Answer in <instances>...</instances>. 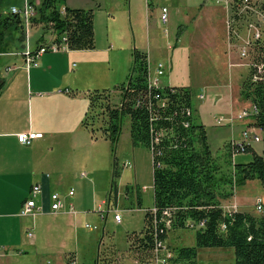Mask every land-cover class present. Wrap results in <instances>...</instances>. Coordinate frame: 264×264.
<instances>
[{"label":"rangeland","instance_id":"1","mask_svg":"<svg viewBox=\"0 0 264 264\" xmlns=\"http://www.w3.org/2000/svg\"><path fill=\"white\" fill-rule=\"evenodd\" d=\"M27 1L34 10L27 21L28 28L25 26L24 17L19 18L23 24V31L25 30L22 38L33 48L36 46L37 38L44 34L45 28L43 22L38 21L41 0ZM71 1L78 4L85 0ZM224 1L227 2V0H98L113 18L109 19L105 12H97L95 15L97 46L95 55L97 60L101 61L94 67L93 77L96 81L104 82L103 88L110 90L111 104H118L120 101V93L115 88L126 80L132 64V49L135 47L146 52L151 66L155 60L168 64L169 69L160 77L163 85H193L196 88L197 91L193 89L192 101L199 107L202 121L206 125L211 151L218 159L231 141L241 140L243 128L256 129L253 124L244 125L249 118H238L241 112L251 108L250 101L241 97V100L239 99V85L249 71L248 63L252 59L264 57V12L255 9L251 17L245 16L241 21L238 36H233L231 42L225 20L227 12ZM23 2L24 0H0V11L2 14L9 13L12 6L21 7ZM162 6L168 8V18L165 22L160 20ZM58 8L63 11L64 2L60 3ZM256 8L259 9L257 6ZM178 30L180 33L176 37ZM257 31L261 35L260 43L247 51V56H241V49ZM51 34L46 32L45 38L48 39ZM7 35L10 52L19 53L23 50L25 45L10 37L11 33L8 32ZM226 48L229 53L225 52ZM15 58L16 56L12 54H0L2 76L7 78L6 68L8 65L12 66ZM229 91L233 97L232 107L227 98ZM199 94L203 95L202 99L198 98ZM213 94L224 97L212 99ZM228 109H232L231 118L225 113ZM220 117L224 118L223 121L216 124L215 120ZM227 119L230 122L233 120L230 125H225ZM100 126V122H94L93 138L99 139L96 142L97 149L92 151L88 148L92 157L87 160L88 167L80 169L85 173V176L81 177L85 180H76L72 185L75 191L74 200L80 196L85 212L79 213L70 226V231L64 236V244L52 254L50 258L52 264H93L98 251L101 263L112 259L114 264H139L126 251L127 234L132 231L139 232L143 228L145 209L153 206L151 155L143 146L132 147L128 117L122 120L121 133L113 154L109 141L101 140ZM87 129L92 134L91 128ZM260 137L262 139V133ZM252 146L257 153H261L262 140L253 143ZM250 159L251 153L244 151L232 154L230 161L231 164H235L245 163ZM125 162L127 166H123ZM231 164L224 165L226 172L231 171ZM114 170L118 172L117 177H113ZM113 179L117 189L116 197L115 191L111 189ZM94 183L95 189L92 186ZM234 196V199L230 197L222 200V203L228 205L236 202V207L241 212L254 215L264 213V186L257 179L246 180L244 184L236 186ZM257 199L262 203L261 211L255 208ZM138 200L141 201L140 206ZM102 201L105 203L102 204ZM107 201L110 202L108 214L105 213ZM115 210L121 215L120 222L113 219ZM100 212L106 216L105 220L101 218ZM167 228L166 243L174 251L179 246H194V228L173 229L170 225ZM65 254L73 255L74 263H71L72 259L66 258ZM196 262L235 264L234 250L232 247L199 248ZM167 264H178L175 256Z\"/></svg>","mask_w":264,"mask_h":264},{"label":"trees","instance_id":"2","mask_svg":"<svg viewBox=\"0 0 264 264\" xmlns=\"http://www.w3.org/2000/svg\"><path fill=\"white\" fill-rule=\"evenodd\" d=\"M64 1L41 0L38 21L44 24V34L54 33V43L65 37L69 50L93 49L94 9L65 6L60 11L58 5ZM249 1L264 12V0ZM230 2L236 12L242 0ZM8 32L20 44L23 42L25 30L19 15L0 11V54L9 50ZM44 34L38 38L36 49ZM131 56L132 64L126 80L115 88L120 93L119 103L111 104L108 89L90 91L82 121L85 128H91L93 136V124L100 122L101 136L109 141L114 152L122 120L128 117L131 144L143 146L151 152L155 213L146 208L144 227L139 232L127 234L129 254L139 264H147L156 242L166 241L168 228H165L164 219H168L173 229L194 228L195 231L194 246L175 249L178 264H197L198 249L206 247H232L235 264H264V213L257 216L236 210L227 212L220 202L232 197L234 188L246 180L257 179L264 186V73H257L249 67L240 84V97L254 107L249 125L253 124L262 133L261 153L251 145L233 152L229 144L218 159L211 151L204 125L193 115V89L150 85L146 52L134 47ZM252 60L263 61L264 57ZM163 100L167 101L166 106L160 105ZM244 151L251 153V159L231 164L232 154ZM230 164L232 169L226 172L223 167ZM117 176L118 172L114 170L113 177ZM111 186L116 194L114 181ZM99 256L98 251L93 264H114L112 259L101 263Z\"/></svg>","mask_w":264,"mask_h":264},{"label":"crops","instance_id":"3","mask_svg":"<svg viewBox=\"0 0 264 264\" xmlns=\"http://www.w3.org/2000/svg\"><path fill=\"white\" fill-rule=\"evenodd\" d=\"M65 6L94 9L95 39L97 12H105L109 19L113 18V15L104 9L98 0H85L78 4L65 0ZM179 30L176 37L179 36ZM54 37V33L48 39L44 35L39 44L51 45L54 43L52 42ZM110 39H112L111 36ZM37 40L33 48L25 39L21 43L25 46L19 53L10 52V50L2 53L12 54L16 58L12 66L8 65L6 68L7 78L0 74V264H47L48 262L52 264L50 260L52 254L64 244V236L70 231V226L79 213L85 212L80 196L76 198V201L74 200L75 191L72 185L76 180H85L81 178L85 176V173L80 169L88 167L87 160L92 157L89 155L88 148L92 151L96 150V142L99 140L93 138L94 136L82 125L88 106V92L106 89L103 88L104 82L96 81L93 77L94 67L101 61L97 60L95 55L97 46L89 50L46 51L40 55L36 66H27L24 63L23 52L26 49L31 51L36 49ZM227 47L229 48L228 44ZM225 52L229 53V50L226 48ZM147 57L152 71L156 63H163L161 60H155L156 62L154 61L151 66L148 54ZM163 65L165 73L169 66L167 63ZM159 83L160 86H171L163 85L160 79ZM187 86L196 90L193 85ZM202 88L205 89V86ZM230 93L229 91L227 98L232 107L233 97ZM214 97L219 99L224 96L219 97L213 94L211 98L214 99ZM192 98L193 115L205 127L199 107L193 104ZM225 113L229 115V118L232 117V109L226 110ZM232 121L225 120V125H230ZM251 121L249 117L244 125L248 126ZM216 124L219 123L216 122ZM28 131L42 133V137L34 138L28 144L19 143L17 135ZM102 139L108 142L105 138L101 137ZM132 147L136 146L132 145ZM111 153L113 154L112 151ZM115 164L114 160L113 165ZM127 165L126 162L123 164V166ZM92 170L91 168L90 171ZM36 183L41 185L39 202L42 209L33 215L21 216L19 215L21 206L29 196L32 185ZM92 186L96 188L95 183ZM70 190H73L72 196L68 195ZM52 193L60 195L62 210L51 211L50 195ZM116 195L117 189L115 197ZM234 197L233 195L231 198L234 199ZM222 200L221 206L225 211H239L235 200L234 204L228 203V205L222 203ZM138 201L141 204V201ZM103 203L105 202L102 201ZM109 203L107 201V207ZM101 213V218L105 220L106 216ZM29 233L31 236L28 235ZM65 257L74 260L73 255L65 254Z\"/></svg>","mask_w":264,"mask_h":264},{"label":"built area","instance_id":"4","mask_svg":"<svg viewBox=\"0 0 264 264\" xmlns=\"http://www.w3.org/2000/svg\"><path fill=\"white\" fill-rule=\"evenodd\" d=\"M29 4H30V2H28L27 0H24L23 5L21 7L12 6L10 8L11 13L17 14L21 17L22 16L24 17L26 28H28V26H29L27 21L31 17L30 16V15H32L31 13H34V10L31 9V6ZM167 18H168V8L166 6H162L160 8V20L167 21ZM256 35H258V34H256ZM64 41H65V39L63 38L61 44H51V45H43L42 44L35 50L31 51L30 49H27V52L24 55L25 63L27 65H29V64L36 65V59L42 53H44L46 51L56 52V51L64 49L65 48ZM151 72H152V68L148 65L147 79H148L150 85H154L155 81L151 79V76H150ZM162 72H163L162 63H157L156 74L161 76L163 74ZM257 73H260V72L258 71ZM161 103H163V101ZM246 114L247 113L245 111H243L238 115V117L242 118ZM249 131L253 132V135L251 134L250 138H253L254 140L258 141L259 136L256 134V129L253 130V129L249 128ZM40 137H42V133H36V132H30V131H28L27 133H19L17 135V139H18L19 143H21V144H28L31 141V139L40 138ZM240 148H243V147L240 146ZM81 175H83V173ZM39 190H40L39 185H34L32 187V191H31L32 195L35 196L39 192ZM72 193H73L72 191H69V195H71ZM62 206H63V204H62V200H61L60 196L57 193L52 194L51 195V203H50L51 211H58V210L62 209ZM258 208H260V207H258ZM41 209H42V205L36 204L35 200L33 198H31V199H28L27 201L23 202V204L21 206V210L19 212V215L30 216V215L35 214L36 211H41ZM151 212L155 213V209L154 208L151 209ZM120 218H121V215L118 212H117V214L113 215V219L116 222H119ZM88 228L92 229L89 226H88ZM93 228H95V227H93ZM28 235L31 236V233H29ZM169 253H170V251L168 249H166L164 246H162V244L160 242L157 241L155 244V248H154V257H151L149 264H167V263H169L170 258H171ZM47 264H50V262H48Z\"/></svg>","mask_w":264,"mask_h":264},{"label":"bare ground","instance_id":"5","mask_svg":"<svg viewBox=\"0 0 264 264\" xmlns=\"http://www.w3.org/2000/svg\"><path fill=\"white\" fill-rule=\"evenodd\" d=\"M224 4H225V6L227 7V19H226V22H227V28H228V36L231 38H229V40L232 42V38H234L233 36H238V33H239V30H240V26H241V21L245 18V16L246 17H251L252 16V14H253V12H254V10L256 9V10H259V9H257L256 8V6L255 5H253V2H252V4H251V1H249V0H242V2H241V5L239 6V8L237 9V11L235 12V11H233L232 10V6H231V2H230V0H228L227 2H224ZM235 16H237V17H239L238 19H236L235 18ZM162 21V20H161ZM163 22H165V21H163ZM250 24V23H249ZM256 34H258V35H256ZM65 39L66 40V38L65 37H62V39ZM260 38H261V35H260V32H256L254 35H253V37H252V39L250 40V41H248V43L244 46V48L243 49H241L242 51H241V53H240V55L241 56H247V54H248V52L250 51V49L257 43V42H259L260 41ZM236 40V38L233 40V41H235ZM62 43V40L59 42V43H53V44H61ZM234 44V43H233ZM64 46H65V48L64 49H62V50H66V49H68L67 48V45H66V42L64 41ZM30 51V50H29ZM59 51H61V50H59ZM248 51V52H247ZM26 52H27V49L23 52V54L25 55L26 54ZM57 52V51H56ZM43 54V53H42ZM40 57V56H39ZM38 57V58H39ZM38 58L36 59V65H37V60H38ZM24 63H25V59H24ZM158 63H161V62H158ZM26 64V63H25ZM27 65V64H26ZM31 65H33V64H29V65H27V66H31ZM36 65H34V66H36ZM156 65H157V63H156ZM156 65H155V67H154V70L151 72V74H150V76H151V79L152 80H154L155 81V84L154 85H152V86H154V87H160V83H159V79H160V77L163 75H157L156 74ZM162 65H163V63H162ZM248 66L251 68V67H253L255 70H256V72H260L261 74L262 73H264V60L263 61H256V60H252V61H250V63H248ZM164 71H165V68H164V65H163V72L162 73H164ZM148 74V73H147ZM253 78H255V76H253ZM148 80V79H147ZM149 82V81H148ZM168 87H170V88H173V86H168ZM199 98H203V95L202 94H200L199 96H198ZM166 103H167V101H165V100H163V103H161L160 105L161 106H166ZM247 114L245 115V116H243L242 118H240V119H244V118H249V117H251L252 115H253V113H254V107L252 106L249 110L248 109H245L244 110ZM191 113H192V110H191ZM239 118V117H238ZM222 118H219L218 120H216V122L217 123H221L222 122ZM255 130V129H254ZM31 132V131H30ZM260 131L259 130H257L256 129V134L259 136V138H258V141H256V140H254L253 138H250V135L252 134L253 135V132H251V131H249V129L248 128H245L242 132H241V140H236V141H231V143H230V145H231V148H232V151L233 152H239V150H243L244 148H245V146L246 145H252L253 143H256V142H259V141H261L262 139H261V137H260V133H259ZM22 133H27V132H22ZM245 137V138H244ZM32 140V139H31ZM158 141V138L157 139H155L153 142L155 143V142H157ZM30 143V142H29ZM240 146H242L243 148H240ZM34 185H39V187H40V190H39V192L35 195V196H33L32 195V187L34 186ZM32 187H31V189H30V192H29V196L27 197V199H25V201H27L28 199H31V198H33L34 200H35V202H36V204H40V202H39V194H40V192H41V185L40 184H33L32 185ZM70 191H72L73 192V190H70ZM52 194H54V193H52ZM51 194V195H52ZM58 194V193H57ZM51 195H50V200H51ZM59 195V194H58ZM68 195H69V192H68ZM73 195V193L71 194V195H69V196H72ZM60 196V195H59ZM61 198V197H60ZM24 201V202H25ZM255 208L258 210V211H261L263 208H262V203L260 202V200H258L257 199V202H255ZM258 207H260V208H258ZM70 208H72V206L70 207ZM62 209H63V207H62ZM62 209H60V210H62ZM151 209H153V208H151ZM60 210H58V211H60ZM37 212H39V211H36L35 213H37ZM108 212H109V207H107V209H106V211H105V213L106 214H108ZM117 210H115V212H114V214H117ZM119 213V212H118ZM167 216L169 215V213L167 212V211H165L164 212ZM113 214V215H114ZM22 216V215H21ZM120 220H121V218H120ZM119 220V221H120ZM167 223H169L168 225H170V220H168V219H164V225H165V228L167 229V227H168V225H167ZM158 242H160L161 244H162V246H164L166 249H168L169 251H170V253H169V255L171 256V258L173 257V256H175V252H174V250L172 249V248H170L164 241H158ZM173 252V253H172ZM152 257H154V252L152 253V255H151ZM162 256V255H161ZM170 258V259H171ZM149 262H150V260L147 262V264H149ZM72 263H74V260H72Z\"/></svg>","mask_w":264,"mask_h":264}]
</instances>
